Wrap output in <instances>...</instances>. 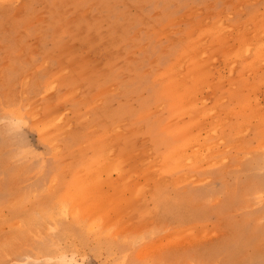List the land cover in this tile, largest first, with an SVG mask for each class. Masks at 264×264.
I'll use <instances>...</instances> for the list:
<instances>
[{"label": "rangeland", "instance_id": "rangeland-1", "mask_svg": "<svg viewBox=\"0 0 264 264\" xmlns=\"http://www.w3.org/2000/svg\"><path fill=\"white\" fill-rule=\"evenodd\" d=\"M0 264H264V0H0Z\"/></svg>", "mask_w": 264, "mask_h": 264}, {"label": "bare ground", "instance_id": "bare-ground-1", "mask_svg": "<svg viewBox=\"0 0 264 264\" xmlns=\"http://www.w3.org/2000/svg\"><path fill=\"white\" fill-rule=\"evenodd\" d=\"M93 189V188H92Z\"/></svg>", "mask_w": 264, "mask_h": 264}]
</instances>
